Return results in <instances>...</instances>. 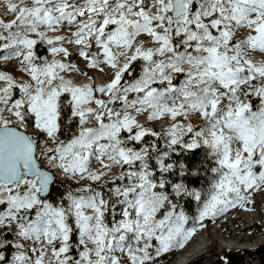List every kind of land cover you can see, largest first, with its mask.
I'll use <instances>...</instances> for the list:
<instances>
[{
  "label": "snow or ice",
  "instance_id": "obj_1",
  "mask_svg": "<svg viewBox=\"0 0 264 264\" xmlns=\"http://www.w3.org/2000/svg\"><path fill=\"white\" fill-rule=\"evenodd\" d=\"M4 7L0 264H168L264 202V0Z\"/></svg>",
  "mask_w": 264,
  "mask_h": 264
},
{
  "label": "rangeland",
  "instance_id": "obj_2",
  "mask_svg": "<svg viewBox=\"0 0 264 264\" xmlns=\"http://www.w3.org/2000/svg\"><path fill=\"white\" fill-rule=\"evenodd\" d=\"M0 5H1L0 7H4V0H0ZM3 15L4 14H0V19L5 20L6 22L7 20L12 18L9 15H7V18H5ZM252 58L255 61H261L264 60V55L255 54L253 55ZM15 69H16L15 62H8V63L0 62V70H6L15 75ZM158 127L159 125H157V128ZM256 199H257V204H256V211L254 213H246L243 210H239V211L230 210L227 219L220 218L217 220L216 223H212L211 221H208L206 230L208 229L210 230L209 233L211 237L208 238L209 235H207L206 230H203L201 236H198L196 238L198 241L194 240L189 242L187 244L188 246L186 245V249L191 244L198 245L199 243H201L202 246L203 244H206L207 253L204 255V260L202 261V264H220L221 257H225L228 254L229 255L233 254L235 255V258H237L239 256V251L241 249L236 247H226L221 249L219 246L220 243L223 242V240H228L231 237H235L247 243L253 240L255 236L264 232V223H262V221H264L263 219L264 202L261 201V198L259 196H257ZM253 221H256L254 228H251L249 232L243 231L242 227H246V225H250ZM211 230L213 232H211ZM201 237L204 239L203 242L199 240V238L201 239ZM261 243H263V241ZM261 243L253 244L251 246H255V247L257 245L260 246L262 245ZM182 251H177L172 254H169L166 257L168 264H170V262H172L177 257V255L180 254ZM197 252H199V250ZM259 262H260V257L252 259L250 256L246 255L245 257H242V254H240V258L236 260L235 264H259Z\"/></svg>",
  "mask_w": 264,
  "mask_h": 264
},
{
  "label": "bare ground",
  "instance_id": "obj_3",
  "mask_svg": "<svg viewBox=\"0 0 264 264\" xmlns=\"http://www.w3.org/2000/svg\"><path fill=\"white\" fill-rule=\"evenodd\" d=\"M5 13H6L5 7H0V14H4L3 16L5 18H7V15ZM202 232H203V230H199L197 233H195L194 234V237L189 242L194 241V240H197L196 238L198 236H201ZM209 232H210L209 229L206 230L207 235H209L208 238L211 237ZM211 232H213V231L211 230ZM261 234L262 233H260L259 235L255 236L253 238V240H251V241H249L247 243H245L242 240L237 239L235 237H231L228 240H223V242L220 243V246L219 247L221 249L226 248V247L241 248V247H244L245 244H247V245L259 244L262 241H263V243H261V244H264V240H262V235ZM201 239L199 238V240L203 242L204 239L202 237H201ZM202 247L203 248H206L207 246H206V244H203V246H202L201 243H199L198 245H195V244L194 245H192V244L189 245V247L185 251H182L180 254H178L177 257L172 262H170V264H179L182 261H186L190 257L191 254H195V253H197L198 250H202Z\"/></svg>",
  "mask_w": 264,
  "mask_h": 264
},
{
  "label": "trees",
  "instance_id": "obj_4",
  "mask_svg": "<svg viewBox=\"0 0 264 264\" xmlns=\"http://www.w3.org/2000/svg\"><path fill=\"white\" fill-rule=\"evenodd\" d=\"M195 212H196V208H195V204H193L190 214H194ZM263 218H264V214H263ZM251 248L241 249L239 251V256L237 258H235V255H233V254H231V255L228 254L227 256L224 257L225 260L227 261V264H235L236 260H238L240 258V254H242V257H245L247 255V256H250L252 259H255V258L260 257L261 252H264V244L257 246L255 252L251 251L250 250ZM225 260L220 259V262H221L220 264H225Z\"/></svg>",
  "mask_w": 264,
  "mask_h": 264
}]
</instances>
